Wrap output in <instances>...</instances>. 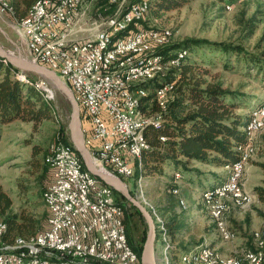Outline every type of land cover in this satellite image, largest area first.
Listing matches in <instances>:
<instances>
[{"label":"built area","instance_id":"built-area-1","mask_svg":"<svg viewBox=\"0 0 264 264\" xmlns=\"http://www.w3.org/2000/svg\"><path fill=\"white\" fill-rule=\"evenodd\" d=\"M126 1L120 0L113 14L107 17L99 14L91 21L87 17V7L82 8L88 0H41L33 18L13 21L6 3L0 0V16H9L12 20L20 57L26 55L22 58L55 72L69 88L83 115V139L91 159L97 168L123 179L133 176L132 156L136 148L143 147L136 142L137 129L153 123L156 114H146L145 120L136 119L127 97V90L133 89L134 84H124L123 75L136 76L137 81L136 61L146 54L136 51V44L146 42L150 45L153 36L158 35L153 32L139 35L138 23L140 14H145L146 0L132 6V14L125 20H117V10L127 6ZM122 28H136V35L112 48V55L105 57V63H97L99 48H104L109 36ZM152 66H157V62ZM36 82L52 103L53 84L44 78ZM169 101H164V110ZM258 117H264V111ZM46 161L51 174L44 188L46 229L39 234L32 250L21 252L22 261L0 260V264H35L28 261V254L71 257L92 264H98V257H108L114 258V264H135L122 253L117 243V233H125L124 225L118 223L117 213L99 207V196L114 199L113 189L93 176L90 197H82L80 173L72 156L64 153L62 142L57 141L50 147ZM236 166V178L227 184V189L239 193L237 176L243 167V158ZM219 194L210 196L211 210L215 214ZM0 249L6 248L0 246ZM208 256L204 255L202 262L194 264L208 263Z\"/></svg>","mask_w":264,"mask_h":264},{"label":"trees","instance_id":"trees-1","mask_svg":"<svg viewBox=\"0 0 264 264\" xmlns=\"http://www.w3.org/2000/svg\"><path fill=\"white\" fill-rule=\"evenodd\" d=\"M35 1L11 0L13 18L19 21L21 18H26ZM140 1L127 0V6L139 4ZM96 2L99 9L104 10L105 8L103 12L106 14H112L117 9V5L111 4L109 0H96ZM147 3L150 7V13L156 8V15L157 11L175 9L183 4L182 0H148ZM227 6L229 5H226L225 8ZM138 24L140 30H149L146 29L149 24L148 19L146 21L141 20ZM246 26L249 28L247 29L249 35H251L252 30L255 28L254 19ZM130 29L136 31V28ZM118 36L121 37L122 35ZM118 36L115 39L119 38ZM197 49H208L225 56L228 60L234 58L236 62L247 63L248 66H252L262 73L264 77V51L260 55L249 54L241 45L190 38L181 42L174 41L167 46L154 50L153 54L163 59L165 70L157 74L161 76L154 77L148 80L149 82L144 81L136 86L137 90L142 89L144 91L147 89L151 92L147 98L142 99L141 97L140 99L143 106L146 103L143 111L147 114H160L162 118L158 124L147 126L143 132L146 148L141 155V167L139 168L135 163L133 182L135 190H137L138 181L142 177L155 175L162 177L163 167H166L174 176V178L173 176L170 178L168 194L175 196L179 194V187L174 179L175 175L179 174L180 180H182V172L189 175L185 178V182L190 180L201 181V185L204 184L205 187L203 192L213 190L227 182L231 168L240 159L239 148L248 143L246 130L251 119L247 115L236 112L248 108L246 96L239 91H231L223 88L220 84L208 82L205 79L206 73L193 58ZM181 51H186L187 55L182 56ZM176 60H179V66L177 67L172 65ZM19 75L21 74L17 68L0 59V127L19 121L30 123L33 128H36L43 121H53L54 115L50 107L51 104L44 100L30 79L21 80L18 77ZM136 86L134 91H136ZM165 86H169L168 96H170L166 101L171 100L164 110V101H160L158 98L154 99V96L157 97L158 91ZM262 106L264 107V103L256 105L249 112ZM64 129L63 126L59 127V138L64 146H68L71 144L65 136ZM162 138L166 140L162 141ZM260 144L261 148L258 154L261 155L264 153V137L260 138ZM76 154L83 169L87 171L82 158L78 153ZM196 165L225 169L226 176L222 178L219 174L211 173V175H208L207 173L205 174L206 178H203L204 173ZM262 166L264 167V164ZM39 169L41 175L38 177V182H41V179L48 175L49 168L43 161V165ZM207 175L212 177L210 181ZM100 183L104 185L102 181ZM174 190H177L178 193L174 194ZM257 192L263 200L264 190L257 189ZM45 193L43 187L41 189L42 199H44ZM129 193L134 197L133 191L129 190ZM113 195L115 202L123 209V225L128 245L137 254L138 264H140V257L147 236L146 224L140 212L128 203L119 192L113 190ZM43 204L46 210L40 218L26 214L23 211L12 214V200L0 185V222L6 225V231L0 239V243L4 244L3 246H12L20 238H27L30 235L33 236L44 231L47 217L45 200ZM164 222L163 226L167 236L170 237L174 234L176 228L173 225L174 223ZM137 223L142 224L144 227L139 240L133 237ZM229 228L234 234L237 233L233 228ZM204 246L209 245L203 243L191 250L185 247L183 249H189V251H184V253H187ZM243 248L254 249L252 243H247ZM258 249L244 252H261L264 256V245ZM171 250H173L172 242L170 245ZM172 260L175 261V258L173 257Z\"/></svg>","mask_w":264,"mask_h":264},{"label":"rangeland","instance_id":"rangeland-1","mask_svg":"<svg viewBox=\"0 0 264 264\" xmlns=\"http://www.w3.org/2000/svg\"><path fill=\"white\" fill-rule=\"evenodd\" d=\"M96 3V0H88V3L86 2L82 6V8L87 7V17L91 21L92 19L97 18L99 14L102 17L111 15L108 13H104L103 11L105 10V8L104 10L99 9ZM182 3L183 4L181 6L175 9H170L167 11H157V15L156 8L153 9L152 13L148 12V14L142 20L146 21L148 19L149 24L148 28L146 29H154L158 31L168 29L171 35L170 43L174 41L181 42L190 38L206 39L212 42H224L241 45L249 54L260 55L264 51V0H182ZM111 4L118 5L116 3ZM226 5L229 6L225 8ZM129 7V5L123 6L117 10V13L127 10L126 8ZM10 17L13 18V15L10 14ZM251 19H254L255 28L252 30V34L249 35V32L247 30L249 28H247L246 25H248L250 21H252ZM5 20L7 21V24L5 23ZM13 21L19 20L13 18ZM11 23L12 21L10 22L5 18H0V48L13 56L25 58L26 55H21L20 57L18 53L19 51H17V49L14 48L9 41H17L18 44V38L16 33L12 31ZM157 49L154 48V50ZM151 52H149V54L147 53V55L149 56ZM181 53L182 56L187 55L186 51H181ZM194 53L195 56L193 58L196 60L197 64L200 65L201 69L206 73L205 79L208 82L220 84L225 89L231 91H239L246 96L248 108L237 110V113L250 117L253 112H258L260 109L264 108L262 106L255 111L249 112L251 108L255 107L258 104L264 103V77L262 73L258 72L252 66H248L247 63H243L242 61L236 62L234 58H230L228 60L225 56L209 51L208 49H197ZM20 74L23 76L22 78H20V75L18 76L21 80H27V78L30 79V81H32V83L35 85L44 100H46L48 104H51L50 107L53 111L54 120L43 121L42 123L38 124L36 128H33V125L30 123H22L19 121H14L8 125L0 127V185L12 200V214H18L23 211L26 214L33 215L36 218H40L46 210L43 204L44 199H42L41 197V189L43 187L45 188L48 185L49 178H47L46 175L45 178L41 179V182H38V177L41 175V170L39 169V167L43 165V161L45 165H47L46 158L48 156L50 147L57 141L61 142L59 138L60 134L58 133L60 126L65 127V136L68 139V142L71 144L68 128L71 118V106L66 98L56 88L54 91V100L52 101V103L48 101L40 83L36 82L39 80V78L42 77L27 71H20ZM137 86L135 91L137 98L139 97L141 99L142 97L143 99L144 97L147 98L148 96H150V90H137ZM168 98H170V96H168ZM145 104L146 103H144V106ZM144 106L142 104L141 110L139 112L140 115L147 114L143 111ZM82 118L83 115L82 112H80L81 127L83 125ZM246 134L248 137V143L245 145V147L252 145L254 148V152L246 155L245 151L247 148L244 151H240L239 148L240 158L245 157L244 174L239 182V189L243 192L248 191L252 196H255V200L251 205L243 209H239L238 212L240 213L241 220H233V225L231 226L237 231V233L240 232L239 234H242L243 226L246 228H251L252 226H255V223H257L258 221H261V225L258 229L251 233V238L253 241L252 246L254 247V249H246L241 247L227 256L226 253L230 251L229 249L224 252V256L223 254H221L222 252L220 253L215 249L216 247L213 248V245L207 244L211 246L214 251L217 252L220 256L228 258L241 257V255H243V252L246 250L256 251L259 248L257 245L258 243L255 240L256 234L260 233L264 228V194L262 195V200V198H260L259 192H257V189L264 190V167L262 166V164H264V160L262 159V156L258 154L261 148L260 138L264 137V126L259 132L255 134H249L247 130ZM254 135H256V137L253 142L252 137ZM68 147L72 148V144L68 145ZM135 163L139 168L141 167V162H137L133 159V173H135ZM163 168V176H148L146 186L144 185V180H142L143 177L140 178L138 181L137 190H135V185L133 184L134 174L131 178L126 180L124 179V183L127 185L128 190L133 191L134 198L140 201L142 205L147 209V211H149V213L151 212V217L155 219L158 233H156L154 250L155 264H180L179 257L184 253V251L186 252L189 249L184 250L183 247L177 244L175 246V250L170 251V242L168 239L169 237L166 233V236L168 238H166L165 240L163 238L164 232L161 230L162 224L165 223L164 208L160 206L162 204V199H172L173 196L167 193V191L169 190L170 178H172L173 173L170 172L166 167ZM202 169H204L206 172L207 170H209V168L207 167ZM211 173L219 174L222 176V178L226 176L225 169H217L214 172H208V175H211ZM187 176H189L187 175V173L182 172L183 179L181 181L185 182V178ZM119 178L123 180V178ZM208 178L210 181L212 177L208 176ZM180 179V175L176 174L174 180L179 181ZM186 182L189 184V189H192L196 194H200L201 196V193L205 188L203 186L204 184L201 185V181L196 182L195 180H190ZM212 191H214V189L202 193V203L204 204L205 210L217 233L218 231L216 229V224L213 221L214 219L212 216L211 206L207 199L208 193ZM245 193L248 194L247 192ZM165 202H167L166 199ZM227 202L229 204L226 212L224 213L223 219L226 226L228 227L227 215L231 211V209L235 207L233 206V204H231L230 199H228ZM180 206L184 207V205L181 204V201ZM187 210L188 207L186 206V209L185 211H182V214L181 211L178 212L179 214H175L177 216V222L182 227L187 226V216L184 215ZM228 229L230 230L229 227ZM142 230H144L142 224L137 223L136 231H134L133 233L134 239L138 238L139 240ZM146 232L148 234L147 224ZM202 234V232L196 231L195 227L188 239L196 242L197 245H202L204 238L202 236L198 237ZM205 234L209 233L205 231ZM216 236H218V233L216 234ZM219 236L220 239L224 241L220 234ZM219 236L218 239L215 240L216 243L214 244L222 242L219 239ZM230 241L232 240H226L224 242ZM231 243L232 242L224 244L231 247ZM1 244L2 243H0V246L4 245ZM233 246L234 244L232 245V247ZM226 249H228V247H226ZM1 250L3 249H0V251ZM160 250L163 252V259L161 261H158ZM188 254L189 252L183 258L182 264H184L186 256ZM160 256L162 257L161 253L159 257ZM174 256L175 261L172 260V257ZM168 258L170 259V261L168 260Z\"/></svg>","mask_w":264,"mask_h":264},{"label":"bare ground","instance_id":"bare-ground-1","mask_svg":"<svg viewBox=\"0 0 264 264\" xmlns=\"http://www.w3.org/2000/svg\"><path fill=\"white\" fill-rule=\"evenodd\" d=\"M6 3V10L8 14L13 15V7L11 5V0H3ZM41 0H36L32 9L29 11L26 18H33L35 14L37 13V4H40ZM111 3L120 4V0H111ZM140 4V3H139ZM139 4H135L132 6H138ZM132 6L129 8H126L127 10L117 13V20H125L129 15L132 14ZM150 11L149 4L146 0V7H145V14H140V22L144 19V17L148 14ZM21 21V20H20ZM158 34L157 36H153V42L152 44H148L146 42H139L136 44V51H145V56L143 58H139L138 61H136V70L137 71V81L136 76L133 75H123V83L126 85H133V89L127 90V97L128 100L131 102V110L136 112V119L138 120H145V115H140V110L142 107L140 98L136 97L134 87L138 85L139 83H142L144 81H148L154 77L152 75H157L165 70L163 59L158 56L154 55L153 51L154 48L158 47H164L169 44H171V35L170 31L168 29H164L162 31L149 29V30H140L139 27V35H147V33ZM118 35H122L119 37ZM132 35H136V31L130 29V28H122L119 32L110 35L107 39V44H105L104 48H99V52L97 53V63H105V57L108 55H112V48H117L124 42L125 39L131 38ZM119 37L115 39L116 37ZM152 51V52H151ZM151 54L148 56L147 53ZM154 62H157V66H152ZM173 66L177 65L179 66V60H176L172 63ZM147 66H151L150 70H144ZM161 66V67H160ZM176 66V67H177ZM21 76L20 78H22ZM168 90L169 86H165L163 89L158 91L157 98L160 101H166L168 98ZM49 101V100H48ZM169 103V102H168ZM263 109V110H262ZM258 112H253V114L250 116V124L247 129V132L249 134H255L259 132L263 126L264 117H258L260 113L264 111V108H262ZM139 113V114H138ZM162 116L160 114L153 116V123H147L144 125L143 128H138L136 133V142L138 145H143V147H138L135 149L134 154L132 156V162L133 159L137 162H141V155L143 150L146 148V142L143 137V132L145 128L151 124H158V122L161 120ZM256 137V135H255ZM254 137V140H255ZM163 141H165V138H162ZM253 140V142H254ZM252 145H250L249 148L240 147V151H244L246 148V155L251 154L254 152V148ZM62 149L66 155L72 156L75 168L77 172L80 173V182L82 184L81 186V195L82 197H90V189L92 186V180L93 176L88 172L85 171L82 167L81 161L77 154L68 146H64L62 143ZM242 158V157H241ZM237 164V163H236ZM236 164L231 169V174L229 176V179L226 184H223L217 188L214 189V191L209 192L207 199L211 206V197L218 193H220L216 197V204L215 205V213L212 212L213 221L216 224V229L218 233L221 235V237L226 240H233L234 233L228 229L224 222V213L226 212L228 208V202L227 200H231V204L235 208L243 209L253 203L252 196L246 194L245 192L241 191L239 189V182L244 174V168H245V157H243V167L241 169L240 174L237 176V186H238V192L236 193L234 191H229L227 189V184L230 181H234L237 175V166ZM133 172V170H132ZM134 174V173H133ZM178 177V176H177ZM45 204L46 203V193L44 196ZM99 207L102 209L114 211L118 215V223L119 225H123V209L120 205H118L114 199H110L108 196H99ZM151 213V212H150ZM154 219V218H153ZM155 222V219H154ZM156 226V233H157V225ZM161 230L164 232L163 238L166 240L168 238L166 236L165 228L162 224ZM6 231V225L3 223H0V233H2L3 237L4 233ZM41 232L37 233L36 235H33L27 238H20L16 241L15 244L12 246H6V249H3L0 252V260L4 261H22L23 260V253L21 252H28L29 250H32L37 245L38 236ZM166 236V237H165ZM158 239V238H157ZM258 247H261L264 245V228L260 233L256 234V239ZM117 243L119 244V247L126 255V257L129 259V261H133L135 264H138V257L137 254L130 248L127 242L126 234L125 233H117ZM2 245V244H1ZM209 254L208 256V263H196V264H262L264 262V256L261 252H243V255L238 258H228L220 256L217 252L214 251V249L210 246H204L198 250H194L190 252L185 259L184 264H194V262H202L204 255ZM28 261H33L35 264H92L90 262H83L79 259H73L71 257H46L41 256L40 254H28ZM98 264H114V258H108V257H98Z\"/></svg>","mask_w":264,"mask_h":264},{"label":"crops","instance_id":"crops-1","mask_svg":"<svg viewBox=\"0 0 264 264\" xmlns=\"http://www.w3.org/2000/svg\"><path fill=\"white\" fill-rule=\"evenodd\" d=\"M0 18H2V19L5 18V19H7L10 22L12 21L9 16H0ZM6 22L7 21L5 20V23ZM9 41L13 45V47L16 48L17 41L16 42H13L11 40H9ZM261 156H262V159L264 160V158H263L264 157V153H262ZM196 167L199 168L204 173V175L207 174L208 172H214L215 170H217V169H214V168H209V170H207V172H206L204 169H202V168H206V167L201 166V165H196ZM210 170H212V171H210ZM204 177L206 178V175L203 176V178ZM47 178H49V181L51 180L50 171L48 172ZM173 178H174V176H173ZM203 178L201 177L202 180H203ZM142 180H144L143 182H144V185L146 186L148 178L147 177H143ZM175 182L177 183V186L179 187V194L177 196L173 195L172 199L163 198L162 199V204L160 205V206H162L164 208V212H165L164 219H165V221H167V222L170 221V222L174 223L173 225L176 228L174 234L170 236L171 238L168 236L169 237L168 238L169 242H170V240L172 242L173 250H175V246L177 244H179V246H181L183 248L184 247L185 248H190V250L195 248V247H197L196 246L197 245L196 242H193L190 239H188L191 236L192 230H194L195 227H196V231H199V232L203 233L202 235L198 236V237L202 236L204 238V241L202 243L205 242L206 244L213 245V248L216 247L215 249L218 250L220 253L222 252L221 254H223L224 256H225L224 252L226 250L230 249V251H228V253H226V255L228 256V255L232 254L236 249H239L241 247L246 246L247 243H252L253 242L252 238H251V233L260 227V225H261L260 222L261 221L260 222L258 221L257 223H255V226H252L251 228H246V227L243 226L242 234H239L240 232L236 233L237 237L234 234L233 240L230 241V242H232L230 244L231 247H229L228 245L226 246L224 244V243H230V242L222 241L220 239V236H219L218 232L217 233H218L219 239L222 242H224V243L220 242L218 244H214V243H216L215 240L218 239V236H216L217 233H216V230L214 229V225L212 224V222H211V220H210V218H209V216H208V214H207V212L205 210V206L202 203V193L203 192L201 193V196H200V194L198 195V194L195 193V191H193L192 189H189L190 187H189V184L187 182H184V181L182 182L181 180L175 181ZM245 192L250 194L248 191H245ZM146 193H147V190H146ZM174 193L177 194L178 191L175 190ZM252 198H253V202H254L255 196H252ZM165 199L167 200V202H165ZM178 200H179V204H178ZM180 201H181V204L184 205V207L180 206ZM186 206L188 207V210H187V212H185L184 215L187 216V218H186L187 226H183L182 227L177 222V219H176L177 216L176 215L179 214L178 213L179 211H181V214H182V211H185ZM238 211H239V208H232L231 211L228 213V215H227L228 227L233 228L231 226V225H233L232 224L233 220H235V221H240L241 220L240 213ZM181 216H183V215H181ZM205 231L207 233H209V234H205ZM171 242H170V245H171ZM233 244H234V246L232 247ZM163 246H164V244H163ZM226 247H228V249H226ZM164 252H165V247H164ZM160 253H161L162 257L161 256L159 257ZM160 253L158 255V261H161L163 259V252L161 250H160ZM187 253H183L179 257L180 264L183 263V258L185 257V255ZM174 258H175V256H174ZM168 260L170 261L169 258H168Z\"/></svg>","mask_w":264,"mask_h":264},{"label":"water","instance_id":"water-1","mask_svg":"<svg viewBox=\"0 0 264 264\" xmlns=\"http://www.w3.org/2000/svg\"><path fill=\"white\" fill-rule=\"evenodd\" d=\"M0 59L5 63H9L20 71L31 72L48 80L66 98L71 106V118L68 128L72 149L82 158L86 170L92 176L99 179L104 184L110 186L113 190L119 192L128 203H130L140 212L148 228L147 239L140 257V264H155L154 250L156 231L153 218L151 217L149 211H147V209L142 205V203L130 195L127 185L123 180L96 167L95 163L90 157L87 147L84 144L80 120V109L69 88L61 81L55 72L37 63L13 56L3 51L1 48Z\"/></svg>","mask_w":264,"mask_h":264}]
</instances>
